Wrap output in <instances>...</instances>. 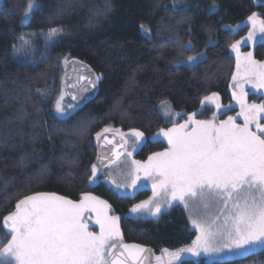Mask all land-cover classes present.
I'll return each mask as SVG.
<instances>
[{
    "label": "trees",
    "instance_id": "1",
    "mask_svg": "<svg viewBox=\"0 0 264 264\" xmlns=\"http://www.w3.org/2000/svg\"><path fill=\"white\" fill-rule=\"evenodd\" d=\"M28 2L4 0L0 6V230L3 218L25 196L55 193L78 201L83 193H94L123 214V240L151 246L155 253L191 244L197 232L182 206L158 218L134 217L127 213L149 190L122 195L105 181H89L96 164V133L111 126L122 132L135 128L151 137L169 125L159 108L164 101L187 114L201 110L199 117L206 119L213 109L202 108L205 96L217 93L224 103L231 102L236 68L231 45L247 28L233 32L225 25L257 12L264 18V4L199 0L182 7L172 0H35L42 7L25 21ZM52 29L58 31L55 43L48 45ZM21 36L33 46L27 58L38 67L25 66L13 55ZM210 40L216 45H209ZM189 41L195 47L182 50L180 44ZM200 53L206 59L195 67L172 64ZM253 53L264 60V45L257 43ZM65 58L86 61L102 80L90 102L61 118L54 104L64 86ZM37 89L50 93L45 102ZM81 121L88 122L83 133ZM165 147L162 141L146 142L136 157L145 160ZM233 264H264V249Z\"/></svg>",
    "mask_w": 264,
    "mask_h": 264
},
{
    "label": "snow or ice",
    "instance_id": "2",
    "mask_svg": "<svg viewBox=\"0 0 264 264\" xmlns=\"http://www.w3.org/2000/svg\"><path fill=\"white\" fill-rule=\"evenodd\" d=\"M42 5L29 0L25 11V21L31 19L34 10ZM215 6L210 8V12ZM252 29L246 38L253 44L259 40L264 45V19L257 13L248 17ZM143 28V26H141ZM57 29L47 34L48 45L55 43L53 37ZM145 32L147 30L145 29ZM35 36L37 34L30 33ZM40 35H44L41 33ZM20 48L13 45V55L22 59L25 66L38 67L37 61L28 59L33 46L23 36ZM217 41H209L215 46ZM208 45H206L207 47ZM241 41L231 45L236 53V72L232 75L233 98L240 105L237 116L243 117V123H237V116H228L219 120L215 115L210 120H198V113L187 114L183 123H173L172 127L161 128L155 137H145L138 129L128 133L119 129L105 127L96 133V140L111 145L115 136L109 139L104 133L114 132L119 136L118 146L128 145L126 137L134 138L133 151L146 142L162 137L168 147L162 152H155L144 162L132 160L133 168L129 171L130 184L112 183L116 189H137L144 181H152L153 196L149 200L134 205L133 213H148L155 217L173 206L182 205L190 212V224L198 234L188 247L170 252L164 249L169 258L167 264H192L182 254L198 258L196 264H233L237 258H246L249 253L264 249V103L248 104L245 85L253 89H264V61H257L253 53H240ZM182 50L195 47L192 41L180 44ZM23 54V55H22ZM206 59L205 53L188 56L184 61H173V66L195 67ZM40 62H43L41 60ZM65 65L70 62L67 58ZM81 80L95 87L100 77ZM41 92L40 89H37ZM63 89L56 98L54 109L59 116H68L63 100ZM50 95L41 92V102ZM76 100V96L72 97ZM204 105L215 103L218 112L228 106L218 102V94L205 96ZM78 105H69L72 109ZM161 107H163V102ZM166 117L173 114L164 113ZM176 116L183 115L176 113ZM166 123H172L170 119ZM88 122L81 121L79 132L83 133ZM253 126L255 130H253ZM122 155L132 156V152H115L118 160ZM89 177L91 183L102 182L105 173L93 164ZM143 173V180L141 178ZM210 204L220 205L214 217L201 215L200 206L206 211ZM197 209L199 219H192V209ZM111 205L91 193H83L79 201L59 196L55 193H36L25 196L15 205V210L3 218V228L11 235L8 243L0 248L2 264H139L141 253L146 249L140 245H128L122 242L119 227L120 217L108 214ZM94 212L95 224L99 232L89 229L85 213ZM116 250V251H114ZM200 258H203L202 260ZM158 264H163V257H156Z\"/></svg>",
    "mask_w": 264,
    "mask_h": 264
},
{
    "label": "rangeland",
    "instance_id": "3",
    "mask_svg": "<svg viewBox=\"0 0 264 264\" xmlns=\"http://www.w3.org/2000/svg\"><path fill=\"white\" fill-rule=\"evenodd\" d=\"M172 1L177 6L190 7V6H193V4H196V2H198L199 0H172ZM255 1L257 3H263L264 4V0H255ZM3 3H4V0H0V6ZM257 17H258V20L259 19H264L260 15V13H258V12H257ZM225 27L228 28V29H230L233 32H238V31H240L243 28H247L246 31H245V33L242 35V37L240 39H238L237 41H241L240 53L242 55L245 54V53H248V52H252L253 53V48L260 41L257 40V42L255 44H253L251 41L245 42L246 41V38H247V36L249 34V31L252 29V24L248 20V18L245 21H242V22H239V23H236V24H226ZM231 51H232L233 55L236 58V53L232 50V48H231ZM253 58L255 60H257V61H264V60L256 59L254 57V53H253ZM235 72H236V68H235ZM62 89L65 92L64 86H63ZM234 91L238 92L239 90L233 87V80H232V82H231L232 101L229 102V103H224L222 101L221 97L218 95V102L221 105L228 106V108L225 109V110H223L222 112H218L217 109H216V107H215V103H210V104H207V105L202 104V108L203 107H211L213 109V113H212V115H211L210 118H207V119L206 118H200L199 115H197L196 116V119H198V120H210L215 115V117L217 119V122H218L219 120H226L228 118V116H237V113L240 112V105L233 98V92ZM245 91L248 93L247 96H246V102L248 104H253V103H255V104H261V103H264V89H253L251 87V85H245ZM60 93H59V95H60ZM63 105H64L66 111L69 113L68 116H70L71 114H73L78 109V107H79V105H78V107H75V108H72V109L68 108L69 105H77V104H75L74 102H72L68 98L67 94H65V96H64ZM161 105H162V103H161ZM161 105H160L159 108H160V110L162 111L163 114L164 113H167V112H171L173 114L170 117H166L164 115L165 120L166 119H170L172 121V123H168L169 125L166 126V127H163V128L172 127L173 126V123H183L187 119V113L179 112V111H176L175 109H172V107H171V105H170V103L168 101H164L163 102V107H161ZM199 111H201V110H199ZM199 111L194 112V113H199ZM54 113H55V109H54ZM176 113H182L183 115L176 116L175 115ZM56 115L58 117H61V118L68 117V116H66V117L65 116H59L58 114H56ZM236 122L242 124L243 123V117L237 116V121ZM261 122L264 123V119H262ZM107 127H111V126H107ZM111 128H113V127H111ZM253 130H255V127L254 126H253ZM129 131H124V133H128ZM102 132H103V130H102ZM158 133H159V131H157V133H155L151 137H155ZM127 139H128V151L127 152H132V156L131 157H128V156L125 155L122 159H120L118 162H116L108 170H103V169H100L98 167L97 168L100 171H103L105 173V178H104L103 181H105L108 185H110L111 187H113L118 193H120L122 195H134V194L138 193L141 190H144V189L149 190L150 193H149L148 197H146L145 199L140 200L138 203L135 204V205H137V204L141 203L142 201L149 200V198L153 196L152 181L151 180L144 181L141 184V186L138 187L137 189L127 188L126 191L124 189L117 190L116 187H115V185L112 183V181L115 180L117 184H130L131 183V177L129 176V171L133 168V165H132L131 161L132 160H138V161L144 162L148 158L147 157L145 160L138 159L136 157V152L138 151V149L136 151H133V148L131 147V144L134 142V138L127 137ZM154 141H156V140H154ZM159 141H162V142H164L166 144V147L164 149H162L160 151H157V152H162V151H164L168 147V144H167V141L165 139H163L162 137L159 139ZM140 175H141V178L143 180V173H141ZM91 194L93 196L99 198L100 200L107 201L106 199H104L101 196L95 195L94 193H91ZM108 204L111 205L109 202H108ZM180 206H182V205H180ZM219 207H220V205L210 204L209 208L205 211L203 209V206L201 205L199 211L201 212V215H208L209 217H214V216H216L218 214V208ZM168 209H170V208H168ZM168 209H166V210H168ZM166 210H162V212H164ZM185 211L187 212V214L189 216V219H190V212H189V210L188 209H185ZM196 211H197V209L195 207H193L192 213H191V218L192 219H199V218H201L200 216H197L195 214ZM108 214L109 215H112V216H118L120 218L123 215V214L121 215L120 213L116 212L114 210V207L112 205H111V209L108 210ZM95 215L96 214L94 212L88 211V212L85 213V218L89 222V229L91 231H94V232H97L98 233L99 232V225L95 224ZM127 215H131V216H134V217H143V218H158L161 214L158 215V216L153 217V216H151L148 213H133L130 210V212L127 213ZM120 221H121V219H120ZM120 221H119V227H120ZM6 232H7V230H5L4 228L2 230H0V248H3L8 243V241L11 239V235L6 234ZM122 240H123V236H122ZM191 244L185 245V246L180 247V248H177V249H167V250H169L170 252H174V251H177V250H179L181 248L188 247ZM163 250L164 249H160L159 252L155 253V258L158 257V256H161V257H163V264H167V261H168L169 258L164 254ZM258 250H260V249H258ZM182 256L186 260H191V261H195V262L198 259V258H195V257H191L189 254H182ZM200 259L202 260L203 258H200ZM0 264H2V262H0ZM156 264H158L157 260H156ZM174 264H179V262H174Z\"/></svg>",
    "mask_w": 264,
    "mask_h": 264
},
{
    "label": "water",
    "instance_id": "4",
    "mask_svg": "<svg viewBox=\"0 0 264 264\" xmlns=\"http://www.w3.org/2000/svg\"><path fill=\"white\" fill-rule=\"evenodd\" d=\"M69 61L72 63H69L64 67L65 92L72 102L79 106H82L90 102L96 96L102 77L90 64H88L84 60L71 58L69 59ZM81 76L90 79L100 77V79L95 82V87H92V85L88 82V79L81 80ZM73 96H76V100L72 99ZM104 135H107L109 139H112L113 136H115V139L113 140V143L111 145L107 144L104 141L103 137L100 141H97L96 165L100 169L108 170L125 156L122 155L117 160L115 158V152H124L125 150L128 151V145H126L125 148H120L118 146L120 138L114 132L104 133ZM122 242L128 245H140L146 249V251L141 253L140 255L139 264H156L155 250L151 246L136 241L122 240ZM132 264H137V262H132Z\"/></svg>",
    "mask_w": 264,
    "mask_h": 264
}]
</instances>
